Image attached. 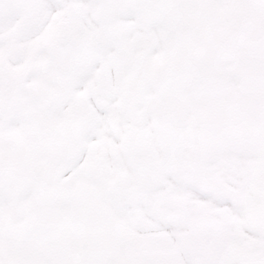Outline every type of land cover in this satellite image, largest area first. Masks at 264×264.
I'll return each instance as SVG.
<instances>
[{"label": "snow or ice", "instance_id": "1", "mask_svg": "<svg viewBox=\"0 0 264 264\" xmlns=\"http://www.w3.org/2000/svg\"><path fill=\"white\" fill-rule=\"evenodd\" d=\"M0 264H264V0H0Z\"/></svg>", "mask_w": 264, "mask_h": 264}]
</instances>
